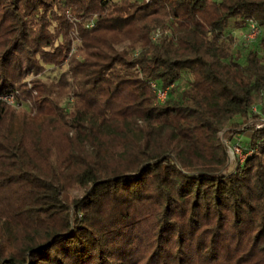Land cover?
<instances>
[{
	"label": "trees",
	"instance_id": "obj_1",
	"mask_svg": "<svg viewBox=\"0 0 264 264\" xmlns=\"http://www.w3.org/2000/svg\"><path fill=\"white\" fill-rule=\"evenodd\" d=\"M0 264H264V0H0Z\"/></svg>",
	"mask_w": 264,
	"mask_h": 264
},
{
	"label": "rangeland",
	"instance_id": "obj_2",
	"mask_svg": "<svg viewBox=\"0 0 264 264\" xmlns=\"http://www.w3.org/2000/svg\"><path fill=\"white\" fill-rule=\"evenodd\" d=\"M247 31V27H243L242 25L237 26L236 29H234L233 31V35L236 38L237 44L240 45V48L242 49V56L243 59L241 60L242 62H244V57L246 56L247 51H245V48H243L245 46V44H247L246 41H249V39L247 38V35L245 36ZM244 44V45H243ZM63 69H58V68H54L52 66H48L47 70L44 74L40 75V77L44 80V81H57L60 77V75L62 74ZM32 77L29 78L28 81H30ZM30 84V82H29ZM31 86V84H30ZM8 102L12 105L13 109L15 110V112H20V111H31V106L29 105V103L26 104H21L18 105L13 97H8ZM69 108V106H68ZM256 111V110H255ZM240 143V142H239ZM225 145L229 151V154L232 157V160L236 161H244L245 159V155L243 154H233V152L231 151L234 150V146L232 144V142H230V140L226 139L225 140ZM233 147V148H232ZM235 151V150H234ZM81 193L78 190L73 191L72 193H70L69 195H67L64 199L67 203H72L76 198L80 197Z\"/></svg>",
	"mask_w": 264,
	"mask_h": 264
},
{
	"label": "built area",
	"instance_id": "obj_3",
	"mask_svg": "<svg viewBox=\"0 0 264 264\" xmlns=\"http://www.w3.org/2000/svg\"><path fill=\"white\" fill-rule=\"evenodd\" d=\"M251 28H252L251 33L247 35V38L249 39V41L253 40L256 37V35H258V33H259V29L255 25H252ZM165 95H166L165 92H161V91L158 92V96H159L160 100H163L165 98ZM234 147H235L234 148L235 151L231 149V151L233 152L234 155H235V153L236 154H238V153L242 154L241 149L238 145H235Z\"/></svg>",
	"mask_w": 264,
	"mask_h": 264
}]
</instances>
